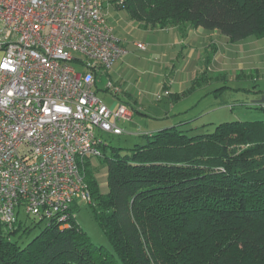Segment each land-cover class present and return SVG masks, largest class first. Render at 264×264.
<instances>
[{"label":"trees","instance_id":"16d2710c","mask_svg":"<svg viewBox=\"0 0 264 264\" xmlns=\"http://www.w3.org/2000/svg\"><path fill=\"white\" fill-rule=\"evenodd\" d=\"M112 5L150 27L189 23L217 29L231 42L264 37V0ZM192 129L174 124L143 132L144 142L128 153L102 138V154L81 166L91 193L83 201L111 248L92 240L72 203L64 220L25 212L45 222L25 245L19 238L30 228L20 218L13 226L0 218V264H264V118L220 122L212 132ZM93 158L106 164L105 191Z\"/></svg>","mask_w":264,"mask_h":264},{"label":"built area","instance_id":"2783aa9c","mask_svg":"<svg viewBox=\"0 0 264 264\" xmlns=\"http://www.w3.org/2000/svg\"><path fill=\"white\" fill-rule=\"evenodd\" d=\"M112 2L124 0H0V218L9 226L21 210L64 220L73 202L89 201L80 168L102 154L96 128L119 135L118 122L133 117L94 90L128 53L107 22Z\"/></svg>","mask_w":264,"mask_h":264},{"label":"rangeland","instance_id":"374dc122","mask_svg":"<svg viewBox=\"0 0 264 264\" xmlns=\"http://www.w3.org/2000/svg\"><path fill=\"white\" fill-rule=\"evenodd\" d=\"M123 11L126 12L124 9ZM245 39L240 40L242 42L239 43V46L245 51L246 49H251L253 46L258 48L263 47L262 42L256 36H249ZM229 43L235 42L229 41ZM212 45L213 46H206L202 50L201 48H197L194 59H192V57H187L184 64L186 70L190 72L194 71V64L197 63L200 57L204 58L205 55H208V59L211 56L213 57L215 46L214 44ZM216 46H219V43H216ZM228 48V53H225L229 66L228 70L222 74H215L214 70L212 71V69L208 68H215L213 62H211V59L208 60L209 62H206L205 58V60L199 62V65L203 62L204 69L200 71L198 75L202 76L204 81L201 80L196 84H194L193 81L189 82V90L185 94V97H182L179 100L170 101L169 98L165 97L160 101L161 107L165 108L167 106V109L170 110L169 112L172 111L175 104H177V109L185 106V109L182 110L183 113L175 120L176 125H180L183 129L194 128L191 130L192 133H204L212 132L220 122L237 119L258 120L264 118V111L259 108L263 103L257 100L262 98V90H264V48L261 51V56L257 57L258 61L255 63L256 68L253 69L239 66L241 65L238 63L240 62L239 56H241V54H238V50H240L239 47H232L230 44ZM250 59L254 58H245L246 61ZM182 63V59L179 56L169 54L163 59V63H161L163 66L158 65L159 73L171 74L173 76L174 74L172 72L176 69L178 70V68L182 66ZM73 65L81 71L85 70L80 64L74 63ZM206 68H208V71L206 72L207 74L203 75V71ZM103 74L97 77V83L94 86V90L97 96L110 106L115 100V95L111 90H106L109 79ZM144 76L147 75L144 73ZM196 76L197 74H194V78ZM160 93L161 92L157 94V98L161 99V95L158 96ZM156 100L153 102L151 100L148 103L146 102L149 104L148 108H150L149 106L156 105ZM177 111L172 112L173 117L177 114ZM200 114L202 115L200 116ZM132 119L120 120L118 122L124 130L122 134H114L103 131L99 128H96V133L101 136L109 146L121 147L123 148L122 151L124 153L131 152L130 149L137 143L144 142V139L138 134L146 132L148 127L146 123L150 122V119H148L143 113L137 112L135 114V119L139 120L137 123L139 122L143 128H137L133 132L134 135H132L130 134L133 129V125L131 124ZM181 120H183V122H180ZM92 167L97 168L98 182L102 190L105 191L107 189L106 164L103 163L100 158H93ZM72 207L78 222L88 232L92 240L98 244L111 248L109 240L96 221L89 203L78 199L73 202ZM19 218L30 228L28 233L24 234L22 238H19L20 244L25 245L32 237L40 232L45 222H41V224L38 225L32 218L27 216L24 210H21ZM22 233L23 232L20 231L19 234Z\"/></svg>","mask_w":264,"mask_h":264},{"label":"crops","instance_id":"0c3cea01","mask_svg":"<svg viewBox=\"0 0 264 264\" xmlns=\"http://www.w3.org/2000/svg\"><path fill=\"white\" fill-rule=\"evenodd\" d=\"M126 12L113 5L107 8V22L109 25H112L115 34L120 37L128 53L115 62L110 70L100 75L107 76L109 81H113L120 87V92L115 96V100L110 107L126 104L133 109V119L131 121L133 129L130 132L132 135H134L133 132L137 128H143L139 122L137 123L139 120L135 119L137 112L143 113L150 119V122L146 123L148 125L146 131H156L176 124L175 120L183 113L182 110L185 109V106L177 109V104H175L172 111L169 112L170 110L167 109V106L165 108L161 107L160 101L165 97L169 98L170 101H176L185 97L190 88L188 87V83L194 80V74L198 76L200 71L204 69L203 62L199 65L201 60L203 61L206 58V62H209L208 60L211 59L215 68H208L212 69V71L214 70L215 74H222L229 69L225 53H228V47L231 44L232 47L237 46L240 48L238 54H241V56H239L240 62L238 63L241 65L239 66L253 69L256 68L257 57L261 56V51L264 48V37L259 38L263 45L262 48L253 46L251 49L249 48L245 51L239 46V43L242 41L229 43L228 37L217 29H207L202 26L194 27L189 23L168 28L150 27L146 26L143 21L132 18ZM137 41L145 42L147 49L142 50L137 48L135 45ZM216 43H219V46H216ZM212 44L215 46L213 57L209 59L208 55H205L204 58L200 57L197 63L194 64V71L190 72L186 70L184 66L185 59L187 57L194 59L197 48H201L202 50L206 46H213ZM169 54L179 56L183 62L178 70L175 68L176 70L172 72L173 76L171 74L159 73L158 70V65H161L163 59ZM247 57L254 59L246 61L245 58ZM144 73L147 76H144ZM106 90H108L107 87ZM159 92L161 93L158 96L161 95V99L157 98ZM174 93H177L178 96H172ZM262 95V98L257 100L264 104V94L262 93ZM150 100L152 102L156 100L157 104L148 108L149 104L147 103ZM173 111H177L174 117L172 116Z\"/></svg>","mask_w":264,"mask_h":264}]
</instances>
